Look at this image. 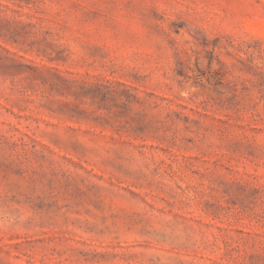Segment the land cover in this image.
Returning a JSON list of instances; mask_svg holds the SVG:
<instances>
[{
    "label": "rangeland",
    "instance_id": "374dc122",
    "mask_svg": "<svg viewBox=\"0 0 264 264\" xmlns=\"http://www.w3.org/2000/svg\"><path fill=\"white\" fill-rule=\"evenodd\" d=\"M0 264H264V0H0Z\"/></svg>",
    "mask_w": 264,
    "mask_h": 264
}]
</instances>
